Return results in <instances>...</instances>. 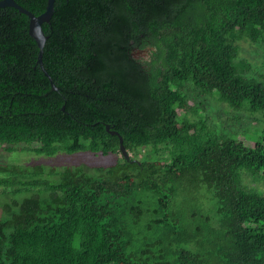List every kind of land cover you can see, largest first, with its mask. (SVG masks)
<instances>
[{"label":"trees","instance_id":"16d2710c","mask_svg":"<svg viewBox=\"0 0 264 264\" xmlns=\"http://www.w3.org/2000/svg\"><path fill=\"white\" fill-rule=\"evenodd\" d=\"M43 31L44 70L29 17L0 8V146L121 158L0 163V264H264V130L247 146L189 118L191 90L264 115L237 62L238 40L264 43V0H56Z\"/></svg>","mask_w":264,"mask_h":264},{"label":"rangeland","instance_id":"374dc122","mask_svg":"<svg viewBox=\"0 0 264 264\" xmlns=\"http://www.w3.org/2000/svg\"><path fill=\"white\" fill-rule=\"evenodd\" d=\"M237 43L240 47L237 62L246 63L245 74L264 79V43H253L247 39L238 40ZM150 52L151 49H147L138 52L137 55L149 59ZM190 93L192 95L191 99L195 104L202 102L205 105V109L200 107L197 114L192 112L189 115V118L193 121L204 119L211 128L214 127L219 131H234L238 134V139L244 141L247 146H251L252 143L246 136H253L257 129L264 130V115L262 113L250 114L247 111H236L227 104L217 101L215 97H199L192 90ZM25 148V145H20L16 151L8 152L3 146H0V163L27 166L43 165L60 169L80 166L84 167L86 171L93 172L96 167L111 166L121 158V155L116 154L102 155L90 152H77L74 154L59 152L55 156L48 157L36 154ZM141 158L142 155L137 157V159ZM258 186L264 189L263 184H258ZM8 200L9 197L1 195L0 190V201L6 202ZM3 216L4 213L0 210V218Z\"/></svg>","mask_w":264,"mask_h":264},{"label":"water","instance_id":"95a60500","mask_svg":"<svg viewBox=\"0 0 264 264\" xmlns=\"http://www.w3.org/2000/svg\"><path fill=\"white\" fill-rule=\"evenodd\" d=\"M55 2L56 0H48L46 10L40 15H36L31 11H29L28 9L22 7L20 4L16 2V0H0V8L12 7L29 17V34L37 42L39 48L38 63L41 65L43 70H44L43 53H44L46 40L48 38L43 31V25L45 23L49 24L51 22V18L55 10ZM45 73L47 76H49V74L46 71ZM52 85L54 86V83H52ZM107 129L112 135H117L119 137L121 154L126 160L131 161V154L128 152L126 146L124 145V139L121 136V134L117 131L110 130L109 125L107 126ZM131 162H139V160L134 159Z\"/></svg>","mask_w":264,"mask_h":264},{"label":"flooded vegetation","instance_id":"af4514ba","mask_svg":"<svg viewBox=\"0 0 264 264\" xmlns=\"http://www.w3.org/2000/svg\"><path fill=\"white\" fill-rule=\"evenodd\" d=\"M43 27H44V25H43Z\"/></svg>","mask_w":264,"mask_h":264}]
</instances>
